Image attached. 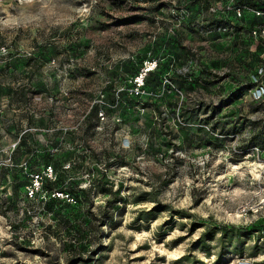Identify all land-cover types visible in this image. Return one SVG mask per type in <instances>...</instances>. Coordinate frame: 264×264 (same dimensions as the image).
Returning <instances> with one entry per match:
<instances>
[{
	"label": "rangeland",
	"instance_id": "374dc122",
	"mask_svg": "<svg viewBox=\"0 0 264 264\" xmlns=\"http://www.w3.org/2000/svg\"><path fill=\"white\" fill-rule=\"evenodd\" d=\"M209 1L0 0V264H264V220L240 216L264 188V0ZM147 60L146 94L98 129L93 103ZM32 163L90 202L47 205Z\"/></svg>",
	"mask_w": 264,
	"mask_h": 264
},
{
	"label": "built area",
	"instance_id": "2783aa9c",
	"mask_svg": "<svg viewBox=\"0 0 264 264\" xmlns=\"http://www.w3.org/2000/svg\"><path fill=\"white\" fill-rule=\"evenodd\" d=\"M243 9L244 8L240 7L235 11L238 17H242ZM211 11L216 12V9L211 8ZM257 14L260 15V13H257ZM253 33L254 35H257V32H253ZM261 35H263L264 37V30L262 31ZM257 51L258 50L256 48V51H254V53H256ZM157 67H158L157 60L145 61L143 63L142 68L138 72V74L131 79L130 81L131 85H129V88H123L119 90L118 93L114 95V98L111 102L107 100V97L105 94H101L98 97L97 101H95L91 107L92 109L94 107H98V119H99V123L97 126L98 129L104 130V128L106 127L111 128L112 126L116 127L122 124L123 121L120 117H113V116L110 117V114L114 110H116L118 106L120 105V102L122 100L121 98L122 94L127 93L131 97H141L142 98L146 94V91L144 90L145 80L146 78H148L149 73L156 70ZM169 77L170 75H167L163 80V85H162L163 93H166L167 89H169L170 93L175 92V91L178 92L179 90L171 82ZM251 79H252L253 87L249 90V92H250L252 100L256 103L264 101V69L261 68L256 74H252ZM187 126L193 127V125H187ZM124 133H125V136H123L120 141V148L124 151H130L133 144H132L131 139L129 138V134L126 132ZM262 151L263 150L261 149L260 146L255 149V152L258 153V158L256 162H261L259 154ZM103 166L106 168L107 165L104 164L98 167L102 169ZM123 168H127V167L123 166L122 169ZM53 171H54L53 167L49 166L47 167V169H45V171H43L42 174H37L36 176H34L35 183L37 184L35 186L36 187L39 186L40 180L44 178L43 177L44 175L45 177L52 179ZM259 191L260 192L257 194L258 204L255 207V209H253L250 205H246L245 207L242 208L240 216L247 217V215L251 213V211H253L255 214L260 215L261 219H264V188ZM262 234L264 236V231L262 232ZM242 264H252V263L250 261L243 260Z\"/></svg>",
	"mask_w": 264,
	"mask_h": 264
},
{
	"label": "trees",
	"instance_id": "16d2710c",
	"mask_svg": "<svg viewBox=\"0 0 264 264\" xmlns=\"http://www.w3.org/2000/svg\"><path fill=\"white\" fill-rule=\"evenodd\" d=\"M207 3L208 4H210V1L209 0H207ZM241 4H245L244 2H242ZM244 8L243 9V13L245 12V8L246 7H244L243 5H239V7L238 8ZM247 9V8H246ZM257 13H260V15H258ZM235 15H236V17H237V14L235 13ZM243 15V14H242ZM254 15H255V17H257L258 18V20H260V23L262 24V22L264 23V13H262L260 10H256V11H254ZM232 26H234L233 24H231ZM262 28V27H261ZM259 31V33H260V35H261V33H262V31L264 30V27L262 28V29H254V31L253 32H257L258 33V31ZM258 52V51H257ZM256 52V53H257ZM158 61V60H157ZM142 66H143V64L141 65V67L138 69V71L133 75V77H135L137 74H138V72L140 71V69L142 68ZM158 68H159V61H158V67H157V69L156 70H154V71H152V72H150L149 73V76H148V78H146V80H145V84H146V82L147 81H149V79H150V77H153V76H155L156 75V71L158 70ZM205 72L207 73V74H209V75H213L211 72H209L207 69H205ZM258 71L256 70V71H254V72H252V74H256ZM251 74V75H252ZM251 75H250V77H249V81H250V84L251 85H249L250 87L253 85L252 84V79H251ZM167 76V73L165 74V75H163V77H162V79H161V87H162V85H163V80H164V78ZM133 77H131V79L133 78ZM170 80H171V82L177 87V89L179 90V88L180 87H182V85L183 84H185V79L183 78V77H181V76H175V75H170ZM207 81V80H206ZM145 88V87H144ZM145 90V89H144ZM172 93H174V92H172ZM172 93H170L169 92V89H167V92L165 93V94H172ZM133 98H138V99H142L141 97H133ZM107 100H109L108 98H107ZM94 110H96L97 112H98V107H94L93 108ZM53 167V166H52ZM29 171H30V173H32V174H35V175H37L38 174V169H37V165H36V163H32L31 165H30V168H29ZM41 173V172H40ZM39 173V174H40ZM64 181H65V178L64 177H60V178H56L54 181H52L51 179H49V178H46L45 179V182L43 183V186L45 187V189L47 190V192H49L50 193V195H52L51 197H50V200L47 202V205H53V204H57V203H62V202H64V204H66L67 206H70V204H69V202L68 201H73V202H76V203H78L79 205H81L82 203H83V197H85V201H87V202H90V196L86 193V191L85 190H83V189H80L79 188V185H74L75 183H70V188H69V190L66 192V195L68 196L65 200H61L60 199V197H57L58 196V194H65V191H64V188H60V189H58L57 187L61 184H65L64 183ZM87 194V195H86ZM264 220V219H263Z\"/></svg>",
	"mask_w": 264,
	"mask_h": 264
}]
</instances>
